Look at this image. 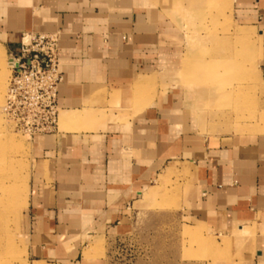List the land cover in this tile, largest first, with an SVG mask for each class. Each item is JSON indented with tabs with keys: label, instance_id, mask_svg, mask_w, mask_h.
Masks as SVG:
<instances>
[{
	"label": "crops",
	"instance_id": "0c3cea01",
	"mask_svg": "<svg viewBox=\"0 0 264 264\" xmlns=\"http://www.w3.org/2000/svg\"><path fill=\"white\" fill-rule=\"evenodd\" d=\"M251 1L264 77V0ZM54 33L64 83L57 130L32 138L29 263L161 264L146 248L175 246L156 232L177 226L137 222L152 213L200 232L202 264H264V136L203 134L171 90L140 103L148 79L194 58L192 49L177 66L184 51L161 10L149 0H0L8 48Z\"/></svg>",
	"mask_w": 264,
	"mask_h": 264
},
{
	"label": "rangeland",
	"instance_id": "374dc122",
	"mask_svg": "<svg viewBox=\"0 0 264 264\" xmlns=\"http://www.w3.org/2000/svg\"><path fill=\"white\" fill-rule=\"evenodd\" d=\"M149 1L161 10L177 34V43L184 51L177 66L190 50L196 49L198 55L188 61L186 70L179 69L171 75L165 71L148 79V90L142 93L140 103L149 104L159 89L162 93L171 90L186 99L187 106L196 115L190 121L203 134L264 136V77L260 69L263 39L253 16L254 1ZM243 33H252L253 38H240ZM9 59L8 46L0 43V264H30L27 217L35 165L30 135L38 128L25 125L18 117H10L5 110L12 78ZM214 86L221 94L211 96L209 92ZM145 221L171 222L177 226L176 231L156 232L175 237L177 244L146 248L148 259H160L161 264H168L165 258L170 257L171 249V257L174 253L177 255L176 264L185 261L202 264L200 232L196 231L198 236L187 234L180 215L151 213L138 217L137 222Z\"/></svg>",
	"mask_w": 264,
	"mask_h": 264
},
{
	"label": "built area",
	"instance_id": "2783aa9c",
	"mask_svg": "<svg viewBox=\"0 0 264 264\" xmlns=\"http://www.w3.org/2000/svg\"><path fill=\"white\" fill-rule=\"evenodd\" d=\"M12 73L6 111L25 125L36 127L30 138L52 134L59 119V89L64 83L60 69V37L26 35L17 48H9Z\"/></svg>",
	"mask_w": 264,
	"mask_h": 264
},
{
	"label": "bare ground",
	"instance_id": "6f19581e",
	"mask_svg": "<svg viewBox=\"0 0 264 264\" xmlns=\"http://www.w3.org/2000/svg\"><path fill=\"white\" fill-rule=\"evenodd\" d=\"M252 36H253V35H252V34H249V33H243V34H242V37L245 38V39H246V38H248V39H249V38H253ZM248 39H247V40H248ZM249 40H250V39H249ZM251 40H252V39H251ZM197 55H198V54H197V51L194 49L193 52H191V53L188 54V58H192V57L197 56ZM213 92H215V91H213ZM213 92H212V93H213ZM0 178H1V177H0ZM10 204H11V203H10ZM10 206H11V205H10ZM1 207H2V206H1ZM8 207H9V206H8ZM4 251H6V250H4Z\"/></svg>",
	"mask_w": 264,
	"mask_h": 264
}]
</instances>
